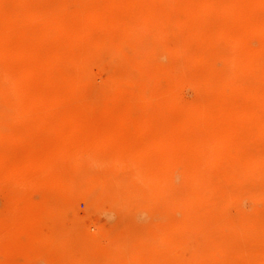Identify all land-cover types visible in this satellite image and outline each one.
Masks as SVG:
<instances>
[{"label": "rangeland", "instance_id": "rangeland-1", "mask_svg": "<svg viewBox=\"0 0 264 264\" xmlns=\"http://www.w3.org/2000/svg\"><path fill=\"white\" fill-rule=\"evenodd\" d=\"M156 47L166 55H148ZM205 52L210 63L198 58ZM263 64L264 0H0V264L263 262L264 236L245 226L263 222L264 199L231 203L225 215L203 208L251 186L241 171L264 175L256 165L264 157ZM206 76L209 86H201ZM30 153L41 173L24 189L14 174ZM161 179L167 184L155 185ZM156 191H167V215ZM195 218L205 228L214 219L213 231L177 225Z\"/></svg>", "mask_w": 264, "mask_h": 264}, {"label": "bare ground", "instance_id": "bare-ground-1", "mask_svg": "<svg viewBox=\"0 0 264 264\" xmlns=\"http://www.w3.org/2000/svg\"><path fill=\"white\" fill-rule=\"evenodd\" d=\"M47 8V7H46ZM48 17V16H47ZM152 17V16H151ZM180 22V21H179ZM181 22H182V20H181ZM180 22V23H181ZM243 23V22H242ZM262 23V22H261ZM132 25V24H131ZM223 25V24H222ZM222 27V26H221ZM257 27V26H256ZM262 27V26H261ZM39 28V27H38ZM251 28H252V25H251ZM257 29H258V27H257ZM254 30L255 31V34H256V32L258 33H261L262 31L261 30ZM206 32V31H205ZM248 33V32H247ZM252 34H253V32H252ZM92 35V34H91ZM128 35V34H127ZM219 35V34H218ZM99 36V35H98ZM213 36V35H212ZM216 37V36H215ZM40 38V37H39ZM39 38H37V39H39ZM30 39V38H29ZM89 40V39H88ZM108 40V39H107ZM37 41H39V40H37ZM50 41V40H49ZM249 41V40H248ZM262 41V40H261ZM29 42V41H28ZM217 42V41H216ZM49 43V42H48ZM105 43V42H104ZM106 45V44H105ZM46 46V45H45ZM105 47V46H104ZM119 47V46H118ZM126 47V46H125ZM213 47V46H212ZM243 48V47H242ZM248 48H249V46H248ZM43 49V48H42ZM112 49H113V47H112ZM116 50V49H115ZM198 50V49H197ZM183 51V50H182ZM214 51V50H213ZM242 52H243V49L241 50ZM192 52V51H191ZM94 53V52H93ZM239 53H241V52H239ZM148 55H152V57H154V56H158V57H163L164 55H166V53H165V48L164 49H162V48H159V47H156V48H152L151 50H150V54H148ZM214 55V54H213ZM232 55V54H231ZM241 55V54H240ZM192 56V55H191ZM196 56L198 57V55L196 54ZM215 56V55H214ZM95 57V56H94ZM120 57V56H119ZM236 57V56H235ZM234 57V59H236ZM237 57H238V55H237ZM143 58V57H142ZM151 58V57H150ZM188 58H190V60H191V57L190 56H188ZM193 58V57H192ZM195 58V57H194ZM200 60L203 58L204 59V61H205V59L206 58H208L209 59V63H210V54H208V52L206 53L205 52V54H204V56H202V55H199V57H198ZM232 58V57H231ZM230 58V59H231ZM243 58V57H242ZM49 59V58H48ZM59 59V58H58ZM134 59V58H133ZM196 59V58H195ZM202 59V60H203ZM208 59H207V61H208ZM229 59V58H228ZM233 59V58H232ZM231 59V60H232ZM237 59H239V58H237ZM54 60V59H53ZM201 60V61H202ZM241 60V59H240ZM80 61V60H79ZM197 61V60H196ZM239 61V60H238ZM257 61V60H256ZM256 61H255V63L254 62H249L250 64H249V66H254V65H256ZM260 61V60H259ZM120 62V61H119ZM195 62V61H194ZM79 63V62H78ZM190 63V62H189ZM237 63V62H236ZM208 64V63H207ZM211 65V64H210ZM248 64H246V66H247ZM257 65H258V63H257ZM208 66V65H207ZM206 66V67H207ZM262 66V68H261V70H263L264 71V64L263 65H261ZM7 67H9V66H7ZM208 67H210V66H208ZM216 67V66H215ZM67 68V67H66ZM242 68V67H241ZM245 68V67H244ZM248 68H250V67H246V69H248ZM257 68V67H256ZM55 69V68H54ZM72 69V68H71ZM209 69V68H208ZM211 69V68H210ZM236 69V68H235ZM240 69V68H239ZM213 70H215V69H213ZM249 70V69H248ZM251 70V69H250ZM136 71V70H135ZM64 72V71H63ZM211 72H212V70H211ZM247 72H249V71H247ZM251 72V71H250ZM16 73V72H15ZM19 73V72H18ZM52 73V72H51ZM129 73V72H128ZM127 73V74H128ZM206 73V72H205ZM41 74V73H40ZM73 74V73H72ZM160 74V73H159ZM210 74V73H209ZM234 74V73H233ZM70 75V74H69ZM199 75H201V74H199ZM205 75V74H204ZM218 75V74H217ZM238 75V74H237ZM115 76V75H114ZM210 76V75H209ZM263 76V75H262ZM261 76V77H262ZM158 75H156L155 77H152V78H149L148 80H145L144 81V89H142L143 91V93L145 94L146 92H148V90H150L149 89V87L151 86V84L154 82V81H157L158 80ZM224 77H225V75H224ZM238 77V76H237ZM264 77V76H263ZM199 78V77H198ZM209 77L208 76H206V77H204L203 79H200L201 81H200V85L201 86H209L208 84H209V79H208ZM225 78H227V77H225ZM224 78V79H225ZM229 78V77H228ZM234 78V77H233ZM44 79V78H43ZM135 79V78H134ZM217 79V78H216ZM221 79H223V78H221ZM3 80V79H2ZM136 80V79H135ZM227 80V79H226ZM235 80V79H234ZM262 81H264V79L262 78L261 79ZM245 81V80H244ZM53 82V81H52ZM131 82V81H130ZM157 82H160V81H157ZM178 82V81H177ZM227 82V81H226ZM248 82V81H247ZM128 83V82H127ZM246 83V82H245ZM48 84V83H47ZM217 84V83H216ZM219 84H220V82H219ZM237 84V83H236ZM244 84V83H243ZM254 84V83H253ZM191 85V84H190ZM218 85V84H217ZM231 85V84H230ZM241 85V84H240ZM48 86V85H47ZM236 86V85H235ZM193 87H194V85H193ZM228 87V86H227ZM249 87V86H248ZM254 88V87H253ZM260 88V87H259ZM8 89V88H7ZM198 89V88H197ZM230 89V88H229ZM244 89V88H243ZM257 89V88H256ZM14 90V89H13ZM250 90H252V88L250 89ZM249 90V92H251ZM258 90V89H257ZM260 90V89H259ZM259 90H258V92H259ZM254 91V90H253ZM256 91V90H255ZM262 91V90H261ZM9 92V91H8ZM23 92V91H22ZM46 92V91H45ZM248 92V91H247ZM247 92H244V93H247ZM7 94V93H6ZM29 94V93H28ZM143 94V95H144ZM260 94V93H259ZM171 95V94H170ZM176 95V94H175ZM248 94H246V96H247ZM249 95H250V93H249ZM256 95H257V92H256ZM10 96V95H9ZM228 96V95H227ZM261 95H259L258 97H260ZM250 97H253V96H250ZM256 97V96H255ZM257 97V98H258ZM241 98H243V97H241ZM34 99V98H33ZM37 99V98H36ZM230 99V98H229ZM244 99V98H243ZM260 99V98H259ZM225 101V100H224ZM223 101V102H224ZM246 101V100H245ZM178 102V99L176 98V96H173V98L170 100V105L168 106V108L170 109V110H175V105H176V103ZM232 102V101H231ZM226 104V103H225ZM15 106H16V104H15ZM166 106V105H165ZM220 106H222V105H220ZM247 106V105H246ZM213 107V106H212ZM218 107V106H217ZM261 107V106H260ZM260 107H259V109H260ZM263 107V106H262ZM262 107H261V109H262ZM4 108V107H3ZM197 108V107H196ZM236 108H238V107H236ZM241 108V107H240ZM264 108V107H263ZM88 109V108H87ZM194 110H195V107L193 108ZM192 109V110H193ZM260 109V110H261ZM211 110V109H210ZM247 110V109H246ZM256 110V109H255ZM263 110V109H262ZM185 111V110H184ZM222 111V110H221ZM237 111V110H236ZM193 112V111H192ZM191 112V113H192ZM239 112V111H238ZM248 112V111H247ZM250 112V111H249ZM185 113V112H184ZM213 113V112H212ZM235 113V112H234ZM245 113V112H244ZM17 114V113H16ZM248 114V113H247ZM251 114V113H250ZM254 114V113H253ZM252 114V115H253ZM257 114V113H256ZM198 115H199V113H198ZM249 115V114H248ZM127 116V115H126ZM131 116V115H130ZM244 116H245V114H244ZM247 116V115H246ZM159 117V116H158ZM242 117V116H241ZM198 118V117H197ZM200 119H201V117H200ZM198 120V119H197ZM253 120V119H252ZM262 121V120H261ZM39 122V121H38ZM123 122V121H122ZM181 122V124H184L182 121H180ZM200 122H202V121H200ZM229 122V121H228ZM125 123V122H124ZM130 123V122H129ZM41 124V123H40ZM127 124V123H126ZM129 125V124H128ZM262 125H263V127H264V121L262 122ZM261 125V126H262ZM185 126V125H184ZM193 127V126H192ZM33 128H35L36 129V126L34 125L33 126ZM50 128V127H49ZM68 128V127H67ZM120 128V127H119ZM123 128V127H122ZM156 128V127H155ZM154 128V129H155ZM176 128V127H175ZM257 127H255V129H256ZM113 129H115V128H113ZM125 129H129V128H125ZM77 130V129H76ZM122 130V129H121ZM120 130V131H121ZM194 130V129H193ZM253 130V128L251 129V131ZM259 130V131H258ZM258 134H260V137H264V128L262 129H259L258 128ZM68 131V130H67ZM81 131H83V130H81ZM108 131V130H107ZM241 131V130H240ZM249 131V130H248ZM248 131H246L247 132V134L250 132H248ZM109 132H111L110 130H109ZM108 132V133H109ZM242 132H243V130H242ZM245 132V131H244ZM108 133H107V135H108ZM169 133V132H168ZM241 133V132H240ZM23 134V133H22ZM66 134V133H65ZM104 134V133H103ZM244 134V133H243ZM246 134V135H247ZM250 134V133H249ZM254 134V133H253ZM252 134V135H253ZM62 135V134H61ZM81 135V134H80ZM56 136V135H55ZM82 136V135H81ZM102 136V135H101ZM243 136V135H242ZM53 137V136H52ZM52 137L50 136V140H52ZM70 137V136H69ZM83 137H85V135H83ZM103 137V136H102ZM167 137H169L168 135H167ZM213 137V136H212ZM245 137H248V136H245ZM250 137V136H249ZM72 138V137H71ZM79 138V137H78ZM90 138V137H89ZM106 140H104L103 138H102V140H104V141H101L99 144H103V142H107V140H108V137L106 136ZM164 138V137H163ZM34 139V138H33ZM53 139H54V137H53ZM81 139L83 140L84 138H82L81 137ZM80 138H79V140H81ZM88 139V138H87ZM91 139V138H90ZM97 139H100V138H95V141L97 140ZM209 139V138H208ZM219 139V138H218ZM242 139V138H241ZM241 139H240V141H241ZM250 139L251 138H249V141H250ZM39 140V139H38ZM62 140H64V139H62ZM65 140H67L66 138H65ZM74 140V139H73ZM72 140V141H73ZM77 140V139H76ZM75 140V141H76ZM81 140V141H82ZM244 140V139H243ZM256 140V139H255ZM61 141V140H60ZM68 141V140H67ZM84 141H87V140H84ZM218 141V140H217ZM245 141V140H244ZM70 143H71V140L69 141ZM222 142V141H221ZM220 142V143H221ZM60 143V142H59ZM69 143V144H70ZM238 143V142H237ZM251 143V142H250ZM66 144V143H65ZM68 144V143H67ZM101 144V145H102ZM241 144H243V143H241ZM241 144H236L237 146H239V145H241ZM94 146V145H93ZM97 145L95 144V146L94 147H96ZM236 146V147H237ZM243 147H245L244 145H242ZM55 147V146H54ZM58 147V146H57ZM56 147V148H57ZM65 147H67V146H65ZM206 147V146H205ZM214 147V146H213ZM63 148H64V145H63ZM240 148V147H239ZM61 149V148H60ZM28 150V149H27ZM50 150V149H49ZM54 150H56V149H54ZM69 150V149H68ZM215 150V149H214ZM62 151V150H61ZM35 152V151H34ZM57 152V151H56ZM59 152V151H58ZM64 152V151H63ZM62 152V153H63ZM182 152V151H181ZM39 153V152H38ZM83 153H85V152H83ZM88 153H90V151L88 152ZM88 153H86V156H87V154ZM149 153V152H148ZM31 155H29V158L24 162V166H23V168L21 167V169L19 170V171H17L16 172V174H14L15 175V180L18 182V183H21V184H23L24 186H25V188L24 189H27L29 186H30V188L32 189V187H34V186H36V185H38L37 183H38V174H39V172H40V167H39V164H38V162H37V160H34L31 156H32V153H30ZM57 154V153H56ZM59 154V153H58ZM57 154V155H58ZM69 154H71V153H69ZM150 154V153H149ZM209 154H211V152L209 153ZM28 155V154H27ZM33 155H35V154H33ZM72 156H74V154H71ZM89 155V154H88ZM140 155V154H139ZM175 155V154H174ZM212 155V154H211ZM232 155H233V153H232ZM239 155V154H238ZM51 156V155H50ZM61 156H62V154H61ZM61 156L59 155V157H60V159H61ZM65 156V155H64ZM63 156V157H64ZM66 156H67V153H66ZM65 156V157H66ZM98 156V155H97ZM164 157H162L163 159L165 158L166 159V157L168 156V155H166V157H165V155H163ZM48 157H49V154H48ZM64 157V158H65ZM85 157V156H84ZM84 157H81L82 159H84ZM91 156H89V158H90ZM95 157V156H94ZM154 157V156H153ZM208 157H210V156H208ZM207 157V158H208ZM227 157V156H226ZM233 157H236V156H233ZM43 158V157H42ZM64 158H62L61 160L62 161H64V160H66V159H64ZM70 158L71 157H69V160H70ZM88 158V159H89ZM91 158H93V157H91ZM91 158H90V160H91ZM97 158V157H96ZM98 158H100V157H98ZM159 158L160 159H162L160 156H159ZM159 158H154V159H159ZM213 158H214V156H213ZM232 158V157H231ZM237 158V157H236ZM241 158H243V157H241ZM56 159V158H55ZM94 159V158H93ZM164 159V161L165 162H167L168 161V159H167V161ZM203 159H205V157L203 156ZM235 159V158H234ZM251 159V158H250ZM254 159V161H255V159H256V157H254L253 158ZM67 160H68V158H67ZM84 160H86V158L84 159ZM202 160V159H201ZM208 160H210V158L208 159ZM235 160H237V159H235ZM246 160V162H247V158L245 159ZM61 161V162H62ZM78 161V159L76 158V161L75 162H77ZM159 161V160H158ZM232 161V160H231ZM231 161H230V163H231ZM244 160H242V162H243ZM253 161V160H252ZM17 162V161H16ZM57 162H59V160L57 161ZM70 162V161H69ZM79 162V161H78ZM81 162V161H80ZM83 162V161H82ZM91 162H93V161H91ZM234 162H236V161H234ZM240 162H241V160H240ZM43 163H45V162H43ZM97 163V162H96ZM95 163V164H96ZM159 163V162H158ZM168 163V162H167ZM229 163V164H230ZM233 163V162H232ZM239 163V162H238ZM255 163V162H254ZM254 163H252V164H254ZM63 164V163H62ZM148 164V163H147ZM162 164V163H161ZM160 164V165H161ZM177 164V163H176ZM189 164H192L191 162L190 163H188L186 166H185V168H184V171L183 172H188V169H189V167H190V165ZM204 164V163H203ZM228 164V163H227ZM228 164V165H229ZM244 164H245V161H244V163H243V166H244ZM16 165V164H15ZM168 165V164H167ZM170 165V164H169ZM174 165V164H173ZM235 165V164H234ZM234 165H233V169H234ZM241 166H242V164H240ZM248 165H249V162H248ZM256 165H260V167L261 166H263L264 167V157H259L258 158V161L256 162ZM101 166V165H100ZM156 166V165H155ZM240 166V169L242 168ZM245 166H246V164H245ZM244 166V167H245ZM253 167L255 166V164L254 165H252ZM43 167V166H42ZM141 167V166H140ZM146 167V166H145ZM161 167H162V169H163V165H161ZM161 167H159L160 169L158 170V171H160L161 170ZM171 168H172V166H170ZM192 167H194V165L192 164ZM231 167V166H230ZM248 168H249V166H247ZM76 168V167H75ZM156 168H157V166H156ZM232 168V167H231ZM87 169V168H86ZM116 169V168H115ZM131 169V168H130ZM139 169V168H138ZM165 169V168H164ZM175 169V168H174ZM250 169V168H249ZM105 170V169H104ZM147 170V169H146ZM150 170H151V168H150ZM154 170V169H153ZM239 170V169H238ZM246 170V169H245ZM257 170V169H256ZM95 171V170H94ZM103 171V170H102ZM165 171V170H164ZM174 171V170H173ZM173 171H172V173H173ZM13 172V171H12ZM107 172V171H106ZM105 172V173H106ZM112 172V171H111ZM121 172V171H120ZM123 172V171H122ZM134 172V171H133ZM144 172V171H143ZM154 173H153V175L155 174V171H153ZM163 171L161 170V173H162ZM175 172V171H174ZM245 172V171H244ZM243 171H241V174H240V178H242L243 179V182H242V184H245V183H248L249 182V184H250V181L252 180V182L253 183H251L252 185L251 186H248V188H240V187H237L238 189H232V190H227L225 193H224V195L216 202V203H214V204H209L210 206L211 205H213V206H211V209L210 208H208V206L207 205H205V207L203 206V208H204V213L205 212H209V210L210 211H214V210H216V211H221L222 213L221 214H226V212H227V208H229L228 206H230V204L232 203V204H234L235 202L237 203V202H239V204L241 205V206H243V202L245 201V200H251L252 202H260V201H262L263 199H264V189L263 188H257V184H255L256 183V181H254V180H263L264 181V175H262V176H259V175H257V176H253L252 174H254V173H251V171L249 170H247L245 173H244ZM6 173V172H5ZM41 173V172H40ZM138 174H139V172H137ZM141 173V172H140ZM160 173V172H159ZM166 173H168V171L166 172ZM182 173V172H181ZM232 173V172H231ZM50 174V173H49ZM108 174V173H107ZM118 174V173H117ZM121 174V173H120ZM137 174V175H138ZM146 174H147V172H146ZM151 174V173H150ZM163 174V173H162ZM176 174V173H175ZM174 174V175H175ZM183 174H185V173H183ZM232 174H234V173H232ZM111 175V174H110ZM132 175H134V174H132ZM164 175V174H163ZM162 175V176H163ZM170 175H171V173H170ZM173 175V174H172ZM178 175V174H177ZM177 175H176V177H177ZM255 175V174H254ZM140 176V175H139ZM141 176H143V174L141 175ZM161 176V174H160V178L162 177ZM165 176V175H164ZM182 176V175H181ZM227 176V175H226ZM235 176V175H234ZM50 177V176H49ZM92 177V176H91ZM99 177V176H98ZM105 177V176H104ZM120 177V176H119ZM122 177V176H121ZM124 177V176H123ZM137 177V176H136ZM145 177H147V176H145ZM149 177H151V178H149V180L150 179H153L154 177H152V175H150ZM5 178H6V176H5ZM44 178V177H43ZM102 178V177H101ZM100 178V179H101ZM106 178H107V176H106ZM143 178V177H142ZM142 178H141V180H142ZM160 178H159V176H158V179L160 180ZM164 178V177H163ZM192 178V177H191ZM9 179V178H8ZM109 179H111V180H113V179H115V177L114 176H112V177H109V178H107V179H105V180H109ZM157 179V178H156ZM173 179H175V178H173ZM178 179V178H177ZM177 179H176V181H177ZM46 180V179H45ZM84 180V179H83ZM103 180V179H102ZM120 180H121V178H120ZM130 180V179H129ZM162 181H156L155 180V185L157 184V186H161V184H160V182L161 183H163L162 185L164 186V184L166 185L167 184V181H166V183H164L163 182V179H161ZM165 180H166V178H165ZM164 180V181H165ZM213 180V179H212ZM211 180V181H212ZM97 181V180H96ZM110 181V180H109ZM134 181V180H133ZM143 181V180H142ZM151 181V180H150ZM211 181H210V183H211ZM241 181V180H240ZM46 182V181H45ZM85 182V181H84ZM126 182V181H125ZM158 182V183H157ZM189 182V181H188ZM209 182V181H208ZM261 182V181H260ZM90 183V182H89ZM114 183V182H113ZM123 183V182H122ZM143 183V182H142ZM149 183H151V182H149ZM214 183H216V182H214ZM83 184V183H82ZM110 184V183H109ZM124 184V183H123ZM141 184V183H140ZM97 185H99V184H97ZM113 185V184H112ZM111 185V186H112ZM143 185V184H142ZM180 185V184H179ZM210 185V184H209ZM24 186H22V187H24ZM27 186V187H26ZM89 186V185H88ZM147 186V185H146ZM168 186V185H167ZM170 186V185H169ZM168 186V187H169ZM181 186V185H180ZM85 187V186H84ZM152 187H153V184H152ZM29 188V189H30ZM139 188V187H138ZM143 188V187H142ZM148 188H150V186H149V184H148ZM155 188V187H154ZM235 188V187H234ZM33 189H35V188H33ZM162 189V188H161ZM164 189V188H163ZM162 189V190H163ZM165 189H167V187H165ZM118 190V189H117ZM117 190H116V192H117ZM131 190V189H130ZM162 190H160L161 192H163ZM169 190V189H168ZM80 191V190H79ZM81 191H83V190H81ZM105 191H106V189H105ZM119 191H120V189H119ZM141 191V189L137 192V193H139ZM159 191V192H160ZM28 192V191H27ZM149 193H150V191H148ZM154 192V191H153ZM159 192L157 193V191H156V193H155V200L156 201H158V203L160 202V200H162V202H163V204L165 203L166 204V202H168V194H167V191H165L164 192V195H162V193H160L159 194ZM26 193V192H25ZM119 193H121V191L119 192ZM148 193V194H149ZM171 193V192H170ZM221 193H223V191L221 192ZM242 193V194H241ZM72 194H73V192H72ZM159 194V195H158ZM218 194V193H217ZM29 195V194H28ZM124 195V194H123ZM150 195V194H149ZM148 195V196H149ZM198 195H200V193L198 194ZM197 195V196H198ZM201 195H202V193H201ZM19 196V195H18ZM111 196V195H110ZM120 196V195H119ZM139 196V195H138ZM178 196V195H177ZM177 196H176V198H177ZM151 197H153V196H151ZM199 197H201V196H199ZM210 197H211V195H210ZM224 197V198H223ZM125 198V197H124ZM148 198V197H147ZM181 197H179V199H180ZM197 198L198 197H196V200H197ZM202 198V197H201ZM217 198V197H216ZM144 199V198H143ZM149 200H150V198H148ZM187 199V198H186ZM203 199H205V196H203ZM214 198H210L209 200H213ZM126 200H127V197H126ZM132 200V199H131ZM185 200V199H184ZM193 200V197L192 198H189L188 200H185L187 203V205L189 206V203L190 202H193L192 201ZM215 200V199H214ZM121 201V200H120ZM127 201H129V200H127ZM140 201V200H139ZM148 201V200H147ZM146 201V202H147ZM170 201V200H169ZM185 201H184V203H185ZM206 201V200H205ZM136 202V201H135ZM195 202V201H194ZM120 203V202H119ZM139 203V202H138ZM157 202H156V204H158ZM243 203V204H242ZM162 204V203H161ZM162 204V205H163ZM165 204L163 205V206H161V207H163L162 209H165L166 208V206H165ZM168 205H169V203H167ZM196 204V203H195ZM127 205V204H126ZM136 205H137V203H136ZM177 205V204H176ZM15 206V205H14ZM165 206V207H164ZM209 206V207H210ZM150 207V206H149ZM159 207V206H158ZM172 206L170 205V208H171ZM176 207V206H175ZM182 207V206H181ZM16 208V207H15ZM14 208V209H15ZM168 209V208H167ZM191 209V208H190ZM16 210V209H15ZM19 210H21V208L19 209ZM151 209H149L148 211H150ZM166 210V209H165ZM170 210V209H169ZM169 210H166L167 211V213H166V215L168 214V211ZM242 210H244V209H242ZM164 211V210H163ZM171 211V210H170ZM147 212V211H146ZM158 212H159V210H158ZM200 212V211H199ZM243 212V211H242ZM17 213H19V212H17L16 211V214ZM161 213V212H160ZM189 213V212H188ZM248 213V212H247ZM247 213H245L244 212V214H247ZM27 214V213H26ZM30 214V213H29ZM217 214H219V213H217ZM220 214V215H221ZM249 214V213H248ZM11 215V214H10ZM165 215V216H166ZM203 215V214H202ZM213 215V214H212ZM3 216V215H2ZM199 216H201V215H199ZM203 216H205V215H203ZM208 216H209V218H210V214H208L207 215V218H208ZM214 216H215V213H214ZM214 216H213V218H214ZM222 216V215H221ZM227 216V215H226ZM247 216V215H246ZM194 217V216H193ZM212 217V216H211ZM220 217V216H219ZM163 218V217H162ZM201 218V217H200ZM206 217H204V219H205ZM208 218V219H209ZM213 218H211L209 221H212V219ZM226 218H228V216L226 217ZM215 219V218H214ZM213 219V221L212 222H214L215 220ZM221 218H219V220H220ZM165 220H166V218H165ZM164 220V221H165ZM173 220V219H172ZM197 220L198 219H194V220H190V221H183V222H179L177 225H179V226H181V225H192V226H201L202 228H205L204 226H202V223H201V221H198L197 222ZM201 220V219H200ZM203 220V219H202ZM218 220V219H217ZM226 220V219H225ZM229 220V219H228ZM248 220H249V218H248ZM251 220V219H250ZM249 220V221H250ZM254 220V219H253ZM260 220V219H259ZM0 221H2V220H0ZM208 221V222H209ZM256 221V220H255ZM211 222V223H212ZM218 222V221H217ZM223 222V221H222ZM221 222V223H222ZM245 222V221H244ZM162 223V222H161ZM211 223H210V227H211ZM214 223H216V222H214ZM219 223V222H218ZM220 223V224H221ZM235 223V222H234ZM237 223V222H236ZM247 223V222H246ZM205 224V222H204V220H203V225ZM207 224V223H206ZM205 224V225H206ZM209 224V223H208ZM220 224H219V226H220ZM222 224H224V223H222ZM222 224H221V226H222ZM237 224H239V223H237ZM250 225H244L245 227H247V229H248V227H251V229L252 228H254V230L256 231V232H258V233H260V234H262L263 236H264V220H263V222H260V223H254L253 221H250V223H249ZM169 225V224H168ZM167 225V226H168ZM216 225V224H215ZM171 226H173V225H171ZM220 226V227H221ZM240 226H241V224H240ZM239 226V227H240ZM169 227V226H168ZM200 227V228H201ZM210 227H208V228H210ZM216 227H217V229H218V224L216 225ZM219 227V228H220ZM224 227H227V226H225L224 225ZM238 227V228H239ZM208 228H205V229H208ZM213 228V227H212ZM228 228H229V226H228ZM17 229V228H16ZM197 229H199V227L197 228ZM216 228H215V230H214V232H219V231H221V230H217ZM226 229V228H225ZM241 229V228H240ZM244 229V228H243ZM242 229V230H243ZM250 228L248 229V231L249 230H251ZM166 230H168V229H166ZM210 230H211V228H210ZM217 230V231H216ZM236 230V229H235ZM234 230V231H235ZM238 230V229H237ZM208 231V230H207ZM211 231H213V230H211ZM244 231V230H243ZM247 231V230H246ZM245 231V232H246ZM247 231V232H248ZM214 232H212L213 234H214ZM217 232V233H218ZM236 232V231H235ZM253 232V231H252ZM150 233V232H149ZM212 233H209L210 235H209V237H213V240H214V236L212 235ZM237 233V232H236ZM239 233V232H238ZM254 233V232H253ZM256 235H258L257 233H255ZM153 235V234H152ZM163 235V234H162ZM166 235V234H165ZM215 235H217L216 233H215ZM219 235V234H218ZM252 235V234H251ZM250 235V236H251ZM254 235V234H253ZM255 235V236H256ZM216 238V237H215ZM264 238V237H263ZM263 238H262V240H263ZM217 239V238H216ZM257 239H258V236H257ZM257 239H256V242H257ZM251 240V239H250ZM259 240V239H258ZM141 241V240H140ZM228 241V240H227ZM226 241V242H227ZM241 241H243V240H241ZM139 242V241H138ZM161 242H164V241H161ZM161 242H160V244H161ZM225 242V241H224ZM225 242V243H226ZM233 242H235V241H233ZM237 242V241H236ZM239 242V241H238ZM251 242V241H250ZM263 243V245H264V242H262ZM137 244V243H136ZM164 244H166L165 242H164ZM222 244H224V243H222ZM240 244H242V243H240ZM239 244V245H240ZM245 244V243H244ZM258 244V243H257ZM256 244V245H257ZM260 244V243H259ZM135 245V244H134ZM167 245V244H166ZM246 245V244H245ZM248 245V244H247ZM138 246V245H137ZM136 246V247H137ZM159 246V245H158ZM161 246V245H160ZM218 246V245H217ZM241 246H243V245H241ZM252 245H251V243H250V247H251ZM219 247V246H218ZM240 247V246H239ZM246 247V246H245ZM259 247H261V244H260V246ZM160 248H162V247H160ZM242 248V247H241ZM256 248V247H255ZM262 248V247H261ZM245 249V248H244ZM259 249V248H258ZM145 250H146V248H145ZM214 250V249H213ZM248 250V249H247ZM256 250H257V248H256ZM261 250V249H260ZM59 251V250H58ZM219 254H222V250L221 249H219ZM242 250L240 249V252H241ZM249 251V250H248ZM248 251H247V253H248ZM133 252V251H132ZM236 252V251H235ZM234 252V256H236V253ZM239 252V253H240ZM258 252V251H257ZM260 252V251H259ZM243 252H241V254H242ZM246 253V252H245ZM245 253H243V256H245ZM247 253H246V256H247ZM70 254V253H69ZM249 254L250 255H252V253H250L249 252ZM257 254V253H256ZM223 255V254H222ZM261 255H263L262 253L260 254V256ZM243 256H242V258H243ZM259 256V257H260ZM59 257V256H58ZM264 257V256H263ZM234 258V257H233ZM255 258L256 257H254L253 258V260L254 261H256L255 260ZM235 259H237V258H235ZM245 259V258H244ZM257 259V258H256ZM260 259V258H259ZM258 259V260H259ZM264 259V258H263ZM249 260V259H248ZM257 260V261H258ZM262 260H259V262L260 263H258V264H264V261L263 262H261ZM257 263V262H256ZM247 264H249V263H247ZM250 264H251V262H250ZM253 264V263H252Z\"/></svg>", "mask_w": 264, "mask_h": 264}]
</instances>
